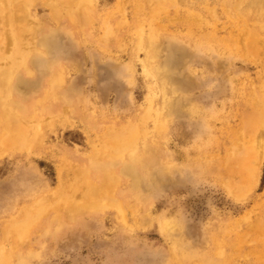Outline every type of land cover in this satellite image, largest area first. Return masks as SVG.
<instances>
[{
  "label": "rangeland",
  "instance_id": "1",
  "mask_svg": "<svg viewBox=\"0 0 264 264\" xmlns=\"http://www.w3.org/2000/svg\"><path fill=\"white\" fill-rule=\"evenodd\" d=\"M64 1L51 8L36 0L30 8L31 25L38 19L44 29L69 26L73 34L63 32L56 48L59 92L46 103L53 114L40 121V143L0 158V223L33 200L25 202L27 196L53 192L62 181L71 189L78 177L69 163H87L99 148L91 140L142 114L154 122L147 119L132 147H143L146 182L134 189L119 166L90 175L106 190L93 203L112 197L118 205L75 216L59 209L57 220L46 211L18 252H31V264H198L216 252L227 253L230 264H264V162L232 174L220 164L231 139L248 153L243 142L255 132L245 124L253 120L251 95L264 92V44L255 45L264 38V6L244 8L241 22L230 0H85L83 24L69 20L73 4ZM249 28L260 37L237 49L231 33ZM25 34L23 45L32 49L36 35ZM64 92L71 101L62 100ZM263 99L264 93L256 98ZM122 155L114 160H129ZM217 236L218 247L187 256ZM240 236L239 250H232L228 241Z\"/></svg>",
  "mask_w": 264,
  "mask_h": 264
},
{
  "label": "bare ground",
  "instance_id": "2",
  "mask_svg": "<svg viewBox=\"0 0 264 264\" xmlns=\"http://www.w3.org/2000/svg\"><path fill=\"white\" fill-rule=\"evenodd\" d=\"M35 1L0 0V158L20 150L29 151L40 143L44 132L43 124L40 121L43 120L44 116L53 114L51 112L52 109H50V106L47 107L46 103L48 100H51L49 97H53L51 102L56 101L59 92V80H61V76L54 75V71H56V67L58 68L61 65L62 58L59 57L56 48L64 35L63 32L68 35L73 34L69 26L60 30L54 28L44 29L38 19L37 24L31 25L29 21L30 8ZM44 1L45 5H49L51 8L59 3V0ZM84 1H64L65 4H73V7L66 11L70 21H77L84 24L85 15H82V12L86 8ZM230 1L236 3L234 12L242 17L239 19L241 22L247 17L244 8L258 3L264 6V0ZM59 15H61V10L58 11L55 9L54 19L57 20ZM26 32L36 35L32 49H27L23 45ZM230 36L232 38L235 37L232 40H235L236 45H233L237 49L238 45H241L242 42L248 43L247 45H241L245 47V50L252 47L253 42L256 40L254 38L252 39L253 36L255 38L260 37L253 28L243 30L239 37L236 33L233 34V32ZM260 38L263 41L256 42L255 45L260 43L264 44V38ZM68 60L78 59H67L65 61ZM94 65L95 67L97 66L96 57ZM23 68H26L25 72L20 73L22 72L20 70ZM123 72L122 70V74L124 75ZM50 77L52 78L49 83L44 84L43 81H48ZM71 89L73 90V88ZM261 91L254 92L250 97L252 102L248 103L253 109L251 116L253 120L249 119L251 122L245 125L247 128L255 127L253 137L243 142V146L249 148L248 153L245 152V147L239 145L235 139H231L229 142L233 143V149L228 150L220 162L224 169H229V174L240 171V168L243 167L242 164L250 163L255 164L254 167H259L264 162V123L261 125L258 124V127L252 126L255 118L259 122V119L262 118L264 122V99L256 100L258 95L264 93ZM63 94L62 100L71 101L69 99L71 96L70 94L68 95V92H64ZM146 99L147 107H149L151 103L148 100L149 98ZM147 119L152 120L151 117L142 114L139 120H137V123L128 120V124L121 128L111 127L104 130L95 140H91L92 143L90 142V144H93V147L99 148L86 155L87 163L79 165L69 163L70 166H67L78 177V180L73 181L71 189H68V186L62 181L53 192L32 197L27 196L26 198L28 200H25V202L30 201L32 198L33 200L21 205L15 214L6 215L1 219L0 264H12L16 258L19 261L18 264H31V252L21 255L17 247L28 241V232L33 226L32 223L39 217L45 215L47 213L46 211H54L56 214L54 218L57 220L59 209H66V211L75 216L77 213L88 209H102L107 205H118V202L112 197H108L106 204L97 205L93 203L106 190L102 189L100 185L92 180L90 175H94L98 171L105 172L112 169L113 166H119V168H123L124 173H128L129 177L133 179L132 185L134 189H138L144 184L146 178H144L141 171L148 164L143 163L144 157L140 154L143 147H139L136 144L134 147L137 148L134 149L132 147V141L133 138L137 135L139 137V134L145 130L147 127ZM242 130L245 131V126L242 127ZM123 151L129 153V160L125 159L121 163L114 160V157L119 155L123 157ZM139 163H142V166H138ZM151 164H154V160L151 161ZM95 196L98 198L93 199ZM14 208L15 203H11L10 209L8 210L11 211ZM119 212L121 213V211L118 210V215ZM241 238L242 236H240L238 241L230 240L227 244L231 246L232 250L238 251V244ZM181 240L185 242L183 238ZM220 243L221 236L209 238L205 244V248L198 247L195 249L192 247L191 253L187 256L203 257L202 254L205 253V250L212 247L215 248L216 246L218 247ZM208 253L206 252L207 256L209 255ZM184 256L186 255L184 254ZM214 257L212 259L209 258L207 263L202 262L203 260H198L197 263L221 264L223 262L222 264H230V258L227 253L222 257L219 252H216Z\"/></svg>",
  "mask_w": 264,
  "mask_h": 264
}]
</instances>
